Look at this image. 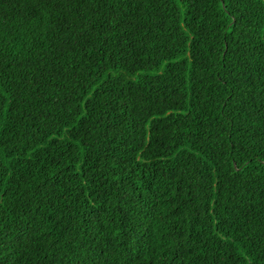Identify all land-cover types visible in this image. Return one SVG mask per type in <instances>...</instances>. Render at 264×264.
<instances>
[{
  "label": "trees",
  "instance_id": "trees-1",
  "mask_svg": "<svg viewBox=\"0 0 264 264\" xmlns=\"http://www.w3.org/2000/svg\"><path fill=\"white\" fill-rule=\"evenodd\" d=\"M0 264H264V0H0Z\"/></svg>",
  "mask_w": 264,
  "mask_h": 264
}]
</instances>
